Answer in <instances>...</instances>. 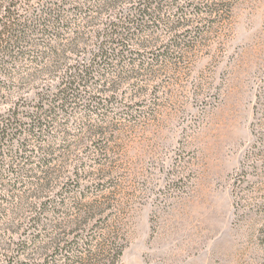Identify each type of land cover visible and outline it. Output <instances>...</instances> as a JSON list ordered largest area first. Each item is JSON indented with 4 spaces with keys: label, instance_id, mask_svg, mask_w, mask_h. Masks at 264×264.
I'll return each mask as SVG.
<instances>
[{
    "label": "rangeland",
    "instance_id": "obj_1",
    "mask_svg": "<svg viewBox=\"0 0 264 264\" xmlns=\"http://www.w3.org/2000/svg\"><path fill=\"white\" fill-rule=\"evenodd\" d=\"M217 1L229 10L195 16L197 42L127 84L103 134L71 130L72 253L102 231L123 244L115 264H264V0Z\"/></svg>",
    "mask_w": 264,
    "mask_h": 264
},
{
    "label": "trees",
    "instance_id": "obj_2",
    "mask_svg": "<svg viewBox=\"0 0 264 264\" xmlns=\"http://www.w3.org/2000/svg\"><path fill=\"white\" fill-rule=\"evenodd\" d=\"M228 10L217 0H0V105L9 106L0 111V264H115L123 244L106 232L72 253L81 226L67 208L75 189L64 186L85 160L71 130L93 142L127 84L197 42L195 16ZM93 149L98 162L105 148Z\"/></svg>",
    "mask_w": 264,
    "mask_h": 264
}]
</instances>
